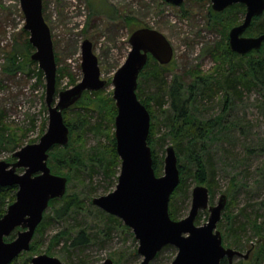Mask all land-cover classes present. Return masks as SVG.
<instances>
[{"label":"rangeland","instance_id":"1","mask_svg":"<svg viewBox=\"0 0 264 264\" xmlns=\"http://www.w3.org/2000/svg\"><path fill=\"white\" fill-rule=\"evenodd\" d=\"M43 6L59 60L57 71L63 73L57 92L72 88L70 85L73 77L78 81L77 84L82 80L81 47L83 41L88 39L94 45L101 79L109 83L102 92L107 97H113L112 79L128 57L131 50L129 39L136 29V26L130 28L127 25L126 17H133L138 25L152 27L167 37L174 56L168 64L165 79L170 82L178 75L185 84L191 81L188 74L190 71L212 72L216 63L211 52L223 41L227 28L225 20L220 25L210 17V1L187 0L179 8L164 0H43ZM244 15L239 17L240 24ZM23 16L19 0H0V162L9 164L16 162L15 152L26 145L38 143L49 124L45 79L43 86L37 84L33 76H8L3 71L5 54L17 48V45H24V25L21 27ZM34 52L30 53V58ZM143 88L145 94L157 91L151 80L144 79ZM239 91L241 96L234 98L232 104L227 106L223 102V92L214 99L203 101L199 106V117L201 120H210L223 114V125L231 126L218 140L209 142L216 176L215 194L210 197V205H216L224 194L228 198L227 206L232 202L228 212L230 218L233 216V227L240 228L248 224L245 230H239L242 249L239 251L246 255L251 246H258L259 238L255 237L251 223L255 220L258 224L264 222V88L260 86L250 91L239 88ZM68 110V114L73 116V108ZM92 115V122L96 123L98 113L93 112ZM158 115L161 114L158 112ZM159 121H162L161 116L158 120L154 119L155 126L159 127ZM165 131V127L161 126V134ZM3 135L4 140L1 139ZM85 137L87 150H93L99 143L106 142L105 137L95 132H89ZM13 138L18 140L17 145L13 143ZM165 143L163 149L160 146L156 149L160 158L163 155V162L166 148L173 145L169 139ZM163 169L160 176L164 175ZM17 172L22 174L23 170ZM233 178L237 181V187L230 191L229 185ZM188 183L189 197L187 195L177 199L178 220L188 216L192 191L198 185L193 180ZM116 187L117 184L111 183L98 169L92 172V176L87 170L74 178L68 190L79 194L85 208L61 221H52L44 236L41 255L50 254L66 264H101L106 259H112L115 264H140L143 258L138 254L139 243L132 230L117 228L107 236L103 232L104 221L98 214L101 209L92 203L94 198L108 195ZM226 212L227 209L219 222L222 225L218 224L217 227L222 237L230 226V220L224 216ZM199 215L201 219L196 225L202 226L208 221L210 212L203 210ZM81 229L87 230L90 235L86 246L68 248L64 237L60 244L47 253L53 236L69 230V236L75 237ZM19 230L9 237L15 234L16 238ZM224 244L228 248L227 243ZM177 253L175 247H165L150 264H172ZM248 259L236 258L234 263L240 260L247 262Z\"/></svg>","mask_w":264,"mask_h":264},{"label":"water","instance_id":"2","mask_svg":"<svg viewBox=\"0 0 264 264\" xmlns=\"http://www.w3.org/2000/svg\"><path fill=\"white\" fill-rule=\"evenodd\" d=\"M25 18L24 30L35 49L31 60L44 73L46 105L49 112L47 131L35 144L14 153L15 163L0 162V187L17 186L15 202L0 219V264H10L30 250L37 227L41 224L49 203L66 195L68 179L53 174L48 166L49 152L54 146H67L70 129L63 112L73 107L87 92H98L108 85L101 79L98 58L93 43H82V80L70 89H56L57 63L52 33L43 13V0H19ZM173 7H182L187 0H164ZM210 1L213 11L222 13L234 5H244V19L229 31L230 49L239 55L259 51L264 34L245 36L254 18L264 14V0H199ZM131 50L125 63L115 73L111 85L117 108L115 139L121 160L116 189L108 195L94 198L92 203L103 212L121 220L132 230L139 243L140 264H150L167 246L178 250L172 264H221L224 259L234 264L236 258L249 257L223 246L222 233L217 229L226 209L228 198L221 195L216 205H210V190L197 185L192 191L188 216L173 220L169 213L170 199L180 184L178 156L174 146L166 148L164 175L157 176L152 149L148 144L151 116L137 96L138 79L147 65L149 55L165 66L172 62L174 50L167 37L150 28H141L129 39ZM57 94V95H56ZM58 101H57V97ZM23 170L22 174L17 171ZM208 210V221L197 226L201 211ZM17 237L6 242L14 231ZM31 264H66L56 257L35 256ZM101 264H115L106 259Z\"/></svg>","mask_w":264,"mask_h":264},{"label":"trees","instance_id":"3","mask_svg":"<svg viewBox=\"0 0 264 264\" xmlns=\"http://www.w3.org/2000/svg\"><path fill=\"white\" fill-rule=\"evenodd\" d=\"M245 11V6L240 4L234 5L222 13L213 11L211 7L209 14L212 20L220 25L224 24L222 20H225L227 26L223 41L216 48L214 47L211 52L216 63L212 72L190 71L188 74L191 81L188 84H185L178 75L167 82L165 74L169 70V65L161 66L149 55L147 65L139 76L137 96L146 106L151 116L148 144L152 149L156 175L160 176L164 163L163 155L160 158L156 150L158 146L163 149L166 145L165 142L169 139L178 156L180 184L172 194L169 204V213L173 220H178L177 199L182 196L187 197V195L189 197V180L208 187L210 197L215 194V168L208 146L209 142L218 140V137L227 132L231 126L223 125V114L210 120H201L199 117L201 103L207 99H214L220 92H223V102L227 106L229 103L232 104L234 98L241 96L239 88L247 91L260 86L264 88V43L259 51H252L245 56L234 53L229 46V29L240 24L239 17L243 16ZM43 13L45 14L44 6ZM125 21L130 28L136 26L134 31L141 28L153 29L149 26L138 25L133 17H126ZM22 34L26 36L24 45L22 47L17 45V48L14 47L11 52L5 54L3 71L8 76H17L18 74L27 77L33 76L37 80V84L43 85L44 73L38 67L37 62L32 61L30 58V53L35 49L29 42V33L23 29ZM263 34L264 14L254 18L245 36L256 37ZM24 51L26 54H23ZM55 57L58 65L59 60L56 54ZM57 73L59 74L56 77L58 91L63 73L60 71H57ZM144 79L154 82L157 88L155 93L145 94ZM77 82L73 77L70 86L74 87ZM72 108L73 116L68 114L69 110L63 112L64 121L70 129L68 145L64 147L54 146L49 152L48 166L52 173L66 177L69 185L74 178L81 176L83 171L88 170L89 175L92 176V172L98 169L106 178L110 179L111 183L118 184L121 160L117 152L115 139L117 108L113 97L111 95L105 96L102 90L98 92L86 91ZM93 112L98 113L96 123L92 122ZM158 112L161 115H158ZM159 116H161L162 121H159V127H157L154 124V119L158 120ZM34 125L33 122L32 126ZM45 126L46 124H44V130ZM161 126H164L166 130L162 134ZM89 132H95L105 137L106 142L99 143L93 150H87L85 136ZM4 137L3 135L1 139L4 140ZM12 141L17 145L18 140L13 138ZM236 187L237 181L233 178L230 181L229 190L234 191ZM17 190V186L0 187V219L5 216L9 206L15 202ZM231 203L227 206V212L224 214L225 218L230 220V226L227 228L228 230L223 232V245H225V242L228 248L239 251L242 250L239 230H245L248 224L240 228L233 227V223L231 224L233 216L230 218L231 214L228 212ZM262 206L264 208V202H262ZM84 208V203L79 194L74 190L69 192L67 187L66 195L63 198L50 201L48 211L46 210L41 224L36 229L30 250L19 255L10 264H31L35 256L41 255L44 236L52 221H61L72 213L81 212ZM98 214L104 221L103 232L107 236L113 229L130 230L118 218L101 210H98ZM200 219L201 216L199 215L196 224H199ZM219 225L221 226L222 223ZM251 225L255 237L259 238L257 239L258 246L256 248L250 247L247 262L240 260L234 264H264V222L258 224L255 220ZM64 237H66L65 245L68 248L83 247L90 241L87 230L81 229L75 237L69 236V230H65L52 237L47 253H50L56 245L60 244ZM14 238L15 234L5 238V241L11 242ZM78 264L86 263L80 262ZM221 264H228V262L224 259Z\"/></svg>","mask_w":264,"mask_h":264},{"label":"built area","instance_id":"4","mask_svg":"<svg viewBox=\"0 0 264 264\" xmlns=\"http://www.w3.org/2000/svg\"><path fill=\"white\" fill-rule=\"evenodd\" d=\"M22 18V17H21ZM23 25H25V18L23 17L22 19V24H21V27H23Z\"/></svg>","mask_w":264,"mask_h":264}]
</instances>
